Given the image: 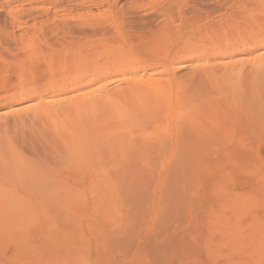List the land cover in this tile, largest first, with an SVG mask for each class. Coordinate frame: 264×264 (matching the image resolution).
<instances>
[{
	"label": "bare ground",
	"instance_id": "1",
	"mask_svg": "<svg viewBox=\"0 0 264 264\" xmlns=\"http://www.w3.org/2000/svg\"><path fill=\"white\" fill-rule=\"evenodd\" d=\"M204 1L207 2L208 0ZM187 2L190 4V1ZM188 3L186 5H189ZM181 4V0H166L163 7H153L152 14L139 17L138 24L147 25V27L151 25L154 29L147 31L149 36H145L147 37L145 38L146 46L137 54L130 53V43L121 36L116 25V19H112L113 17L110 16L112 20L108 25L109 28L105 29H108L107 32L109 33L106 32L107 34L101 37L97 36L99 33L96 28L103 27L108 21L105 20L101 23L99 19L102 17L97 18L91 15L92 17L82 21L80 26L85 29H87V26L91 27V34H96V32L98 34L90 37L93 39L98 37L101 42L114 46L115 48L112 47L113 51L118 54V57H111L104 64L87 68L85 66L87 60L84 62L85 53L80 50L82 48L69 46L70 48H67L63 53L55 55L51 59H46L47 61L41 60L42 63L39 61L41 64L35 58H31L26 62V67L28 69L37 68L42 65L44 75L48 79L39 85H32L33 83L29 84L25 80H20L16 85H10L5 91V96L1 97L4 100H15L17 102L35 100V103L25 107L26 112L32 108V112L33 110L36 111L35 114L39 121L43 122L42 127L46 128L44 131H48L44 134L47 144L53 148L59 160L69 158L67 161H71L67 164L65 160L66 165L61 168L64 169L61 171L65 173L66 170H74L73 172L79 173V177L71 182L66 181V183L64 180L69 179L67 175H70V173L66 175L58 170V172L44 174L41 169H35L30 165L28 166L33 169L28 168L25 164L26 159L22 160L20 157L23 150L19 153L18 149L13 147V142V145L10 142V144H5V147L2 145L3 150L0 148V162L7 161L8 163L7 166L0 163V195L20 194L23 201L29 202L26 205L17 201L20 206L13 202L16 205L11 207V211L15 206L23 208L22 210L24 208L31 209L32 207L35 211L39 207L41 209L43 206H40L41 204L36 201L38 199L34 200L35 197L33 196L34 192L38 190L35 183L39 184L40 182L41 184L45 182L48 187L53 186L55 191L64 192V194L65 192L69 194L70 192H82L81 194L89 193L92 195L94 197L93 205L90 206L92 202L89 204L92 208L88 207L90 215L87 212L86 216H89V220L92 221L86 225L89 226L90 234L86 232L87 235L83 230H79V228L83 229L81 228L83 225L80 227L81 220L78 217L76 220H80V223L77 221L79 225L76 224V221L73 222V225L76 224L77 226V228H74L76 229L74 237L77 239L78 233L79 238L83 239L80 240L81 245H78V250L77 247H74L77 250L76 258L79 259L81 264H99L102 257L101 251L103 252L106 248L116 249L126 242L128 235L123 231H119V229L111 230V227H115L118 222L116 215L118 207L121 206L125 207L126 218L124 223L128 224L129 227L138 230L147 225V222L143 221V216H136L139 209L142 215L145 212L148 214L150 228L155 232L157 231V235L158 232L162 233L161 235L168 234V237L164 240H162V236L160 242L155 240L157 237L153 238L155 242L140 248L136 257L132 256L133 260L131 259V262L125 264H204V260L213 262L212 260L216 256H224L225 264H264V215L260 217L257 215L259 211L264 214V175H260L262 178L258 182L256 181L257 185L255 184L256 187H253V191L237 196L238 194L231 195L228 192L229 190H226L227 187L229 188L227 184L230 183L229 181L233 177L230 178L227 173L222 175L224 174H221L223 169L220 170L223 161L220 159L221 156L224 161L231 162L233 168L241 174L242 172L250 174L248 171L254 172L259 168H255L257 162L254 163V159L251 160L253 164V166L250 165L251 168L243 166L242 164L247 158L239 156L240 154L237 155V153L233 155L230 152L231 148L249 150L253 145L255 146L259 141V132L264 129V127L263 129L260 127L262 126L260 125L261 120L258 121L250 110L246 111L247 108L244 111L239 108L241 113L237 114L238 111L233 110L235 106L232 105L231 100H227L229 104L223 106L213 100V97L211 99L206 98L205 95L197 91L196 88H200L199 85L195 88L189 85L192 89L184 88L179 84L181 82L178 83L173 76L174 70H176L175 67L194 57H199L200 53V57L204 53H207V55L210 53L214 58L217 56L218 59L220 57L222 59L230 58L231 60L232 55L240 53L246 46H255L256 48L260 45L264 46V32L259 30L260 27H257L258 35H246L247 38L245 37L246 39L243 40L244 42L241 41L242 43L237 38L238 40L235 43L231 42L232 44L227 41L226 43L217 42L213 35L208 38L206 47H204L201 40L199 42L202 44H198H201L203 49H199L200 45L195 48L197 45L192 44L194 42L191 41L192 39L189 36L193 27L192 19L195 15L193 10L198 14L200 10L196 11L197 8L203 9L207 5L200 1L198 5L193 6L195 8L192 7L193 10L190 11L188 7L186 11L185 9L182 11L181 7L183 5L181 6ZM194 4L196 3L194 2ZM225 4L228 5V2ZM108 5L110 6V4ZM207 9L211 10V8ZM207 9L205 8V10ZM258 16L257 20H259ZM263 25L261 24V26ZM253 26V29L256 30L257 25L253 24ZM15 27L16 29L20 28L17 25ZM216 27L217 25L213 26L212 24L208 32L209 30L211 33L215 32ZM88 29L87 32H90V29ZM69 30H71V27ZM87 32L86 34H89ZM203 33L204 31L202 36L207 34L205 32L203 35ZM167 41L171 47L170 49L174 48V50L170 56L167 54L169 57L168 63L156 65L153 63V58L148 54L151 49L159 47ZM239 46L242 47L240 51L238 50ZM24 49L26 52L36 53L33 47L27 46ZM236 50L239 52L236 53ZM22 51L24 52V50ZM124 52L130 54L122 56ZM102 53H105V51H102ZM263 58L253 57L250 62L252 65L259 64L264 61ZM111 59L115 60L111 62ZM227 63L228 61L221 64L231 66L232 69L234 63H230V65ZM83 64H85L84 68ZM109 79H115L120 85L112 92L107 90L112 82H108ZM201 80H199L200 85ZM98 84L101 85L93 90L86 91L94 85L98 86ZM200 90H203V88ZM1 94L3 95V93ZM217 99L219 100V97ZM61 104H64L65 108L62 107L59 111L60 109H57V106L61 107ZM262 124H264V121H262ZM259 127L261 130L258 129ZM101 147H104L106 151H101ZM165 162L170 167L167 171L165 170L166 174L163 178L160 177L162 179L159 181L156 167L158 164ZM227 162H224L223 165ZM227 165L229 164L227 163ZM165 166L166 164H164ZM34 172L37 173L38 177L44 174L45 179H41L42 181H40V177L36 179L37 176H34ZM230 172L234 174L232 170ZM22 175L25 176V179L21 177ZM62 175H66L67 178L62 179ZM143 178L158 180L155 183L158 190L154 191L149 205H145L141 210V206L137 208L126 197L135 195L136 191L133 185L136 180ZM27 179L33 181L30 183H32V186L35 185L37 190L34 191L32 189L35 188L29 187L30 183ZM81 180H87L92 184L80 186L79 182H82ZM126 181H128V185L125 184ZM30 189L33 191L31 194H29V192H32ZM42 192L40 193L42 194ZM84 195L81 196L84 197ZM75 199H78V197ZM13 203L5 202L4 198L2 201L0 200V211L3 209V213L7 214L6 217L8 216L7 212H10L7 208L8 206L10 208ZM81 204L83 202L79 206ZM76 206L75 208L79 207L78 203ZM78 209L82 210V206ZM41 213L43 212L41 211ZM43 215L41 214V216ZM82 215L85 217L84 213ZM185 215H189V218L186 225L181 228L182 224L180 226V223ZM48 217L45 216V218ZM52 218H54V221ZM75 218L69 219L74 221ZM56 222L54 216L47 219V223L45 222L47 234L45 233V236L51 237V231L56 230ZM179 227L181 229L178 232ZM59 228L61 229V226ZM64 231H60L61 234L58 235V238L60 235L64 236V240L62 237V239L59 238L61 240L58 242L68 241L69 244L71 241L70 243L74 244V238L70 240L73 236L70 233L72 234L73 231L69 233L71 238L67 234L69 231L66 233ZM53 232L52 236L54 234V238H56L55 235L57 236L58 233ZM82 232V235L85 233L84 236L80 234ZM58 238H56V241ZM47 241L49 239L45 240V243ZM76 241L78 242V240ZM43 242L42 244H44ZM16 243H18V247H21L18 241ZM65 243L67 244V242ZM18 247L17 252L20 253ZM35 248L38 250V247ZM74 249L71 248V251L74 252ZM57 251L54 250L50 253V255L52 254L51 257ZM17 252L16 257L18 256ZM57 256L55 258H58ZM16 257L14 256V258ZM43 259L47 258L40 257V260L35 261L34 264H43ZM73 259L76 260L74 256ZM101 259L103 260V258ZM70 261V258L61 259L60 257V259L54 261L53 259L46 260V264H71ZM121 262L123 261L121 260ZM121 262L119 264H124Z\"/></svg>",
	"mask_w": 264,
	"mask_h": 264
},
{
	"label": "rangeland",
	"instance_id": "2",
	"mask_svg": "<svg viewBox=\"0 0 264 264\" xmlns=\"http://www.w3.org/2000/svg\"><path fill=\"white\" fill-rule=\"evenodd\" d=\"M165 1L166 0H0V56H1L0 58V67H1L0 68V93H3V95L2 94L0 95V148L3 150L4 149L3 146L5 147V144L7 143L10 144L11 142V145L14 144L13 147L15 149H18L17 151L19 153L21 150H23V152L21 151L22 154L20 153L21 155L20 157L22 160L26 159L25 161L28 163H26L25 161L24 162L28 168L33 167L35 169H41L44 174L45 173L50 174L55 171L58 172V170L59 172L61 170H64L61 168L64 167V165H66L65 160L67 161V159L69 160V158L65 160L64 159L59 160V157L57 156L56 152L53 150V148L50 145L47 144L46 136L44 134L48 133V131L47 132L44 131V129L46 128L42 127L43 122L40 120L42 124L40 123L39 118L35 114L36 111L33 110L32 112L33 108L31 110H27V112L25 110V107L29 104L35 103V100L33 99L29 101H26V100L19 101L18 100L19 102H17L15 100L14 101L4 100L1 97L5 96V91H7V88L10 85L12 84L16 85L20 80H25L29 84L33 83L32 85H35V84L39 85L45 82L46 79H48L44 75V72L42 70V65L41 66L39 65V67L36 66L37 68L28 69L26 67L27 65L26 62L31 58L32 59L35 58V60H38V63L39 61L42 63L41 60L47 61L46 59H49V58L51 59L55 55H59L60 53H63L67 48L74 47V46H79V48H82L80 50H82L85 53L84 62L86 60L87 62H85L86 65L85 64L82 65L83 68H84V65L87 68L88 67L90 68V66L91 67L99 66L101 64H104L106 60H108L111 57H115V56L118 57V54L113 51L114 49L112 47L114 46H111L108 43L107 45L104 42H101L100 38L98 37L97 39L96 38L93 39L92 37H90L93 35H97L98 33L99 34L97 36L102 37L103 35H106L107 33H109L107 32L108 29L107 30L105 29L109 28L108 25L110 24L112 19H116V25L118 29L120 30V34L123 37V39H127L129 41L130 46H131L129 49L130 53H133V54L140 53V51H142L143 48L146 46L145 38L149 36V32L147 31L150 29L153 30L154 27L151 25H148L149 27H147V25L142 26L141 24H138L137 22L140 19L139 17H144V16H148V14H152L151 11L153 7H157V8L163 7V5L165 4ZM187 1H190V4ZM187 1L181 0L182 2L181 6L183 5L181 7L182 11H184V9L186 11L188 7L190 8L189 9L190 11L193 10V8H195L193 6L198 5L200 1H202L203 4L205 3L204 5H207L206 7H203V9H198V8L197 10L195 9L196 11L200 10L198 14H196L197 12H194L193 10V14L195 13V15L193 16L194 19H192L193 27L191 28L192 32L190 31L189 36L192 39L191 41L194 42L192 44L197 45L195 46V48H197L198 45H200L199 49H203V46L201 45L202 43L199 42L201 40L203 42L204 47H206L207 46L206 44H208L207 43L208 38L212 37L213 35H214L213 38H215L217 42L226 43L227 41L228 43L232 44V43H235V41L238 39H239L238 41L244 42L247 36L258 35L259 31L257 30V27H260L259 30L264 32V25H263L264 23V0H261L262 2L260 0H254V1L253 0H243V1L242 0H219V1L211 0V2L210 0H208L210 4L215 3L211 5L209 4L208 1L207 3L204 0H187ZM186 2L189 5H186L187 4ZM194 2L196 4H194ZM227 2H228V5L225 4ZM108 4H110V6ZM205 8L206 9L211 8V10L213 11L209 12L211 10L210 9L205 10ZM91 15L97 18L102 17L101 18L102 20L99 19L101 23L104 22L105 20L108 21L106 25H104L103 27L96 28L98 32V33L96 32V34H91L92 30H91V27L89 26H87V29L89 28L90 32L88 31L89 34H86L87 29L80 26L82 21L88 19L89 17L91 18L92 17ZM258 15L261 16V19H260V16ZM110 16L113 18L110 19L111 18ZM257 16L259 20H257ZM253 19L257 20L258 22L255 20L253 21ZM259 23H261L263 26H261V24L259 25ZM212 24L213 26L217 25L218 27V28L216 27L215 29L216 33L214 31L211 33L210 30L208 32V29L212 26ZM253 24L257 25L256 30L253 29L254 28V26L252 27ZM16 25L19 26L20 28L16 29L15 27ZM70 27H71V30H69ZM203 31H204L203 35L205 34V32L207 33L204 36H202ZM198 43H201V44H198ZM27 46L33 47L34 52L36 53L26 52L24 48ZM170 48L171 47L169 45V42L167 41L163 43V45H160L159 47H155L151 49L148 56L153 58V61H154L153 63H155L156 65H164L165 63H168V59H169L168 56H170L174 50V48L172 49ZM244 49L242 50V47L239 46L238 50L239 51L242 50V51H240V53H237L238 50H236L237 54L232 55L231 60L230 58L222 59L220 57L218 59L217 56H215L214 58V56L210 55V53L208 54L210 57L207 55V53H204L205 55L203 54L204 57L202 58L203 55L200 57L201 55L200 53L199 57L197 58L194 57L191 60H187L183 62L182 64H179L180 66H177L178 68L175 67L176 70H174L175 73L173 71L174 73L173 76L178 83L181 82L179 84L184 88L188 89V88H191V86H194L192 88H195L199 85L200 88L197 87L196 88L197 91L205 95V97L208 99H211L213 97L212 99L217 101L218 104H221L223 106H225L226 104L227 106L229 104L228 103L229 101L227 100H231L232 105L235 106L233 110H235L236 112L238 111L237 114L241 113L240 109L244 111L247 108L248 110L246 111L250 110L255 115V117L258 119V121L261 120L260 121L261 123L260 122L259 123L260 125H262L260 127H262L263 129L264 124H262V121H264V61L262 63L260 62L259 64L257 63V64L252 65L250 62V59H253V57H258V58L264 57V46L260 45L257 48L255 46H251V47L246 46V48ZM22 50H24V52ZM102 51H105V53H102ZM128 53L129 52H126V53L124 52L122 56H125V55L127 56ZM112 60H115V59H111V62H113ZM220 61L225 62V63L228 61L229 65L230 63L231 64L234 63L233 64L234 67L232 66V69H231V66H227V65L224 66L221 64L222 62ZM27 70L30 72H28ZM51 75L53 74L51 73ZM199 80L202 81V82L200 81L201 85L199 84ZM109 81H112V82L107 87V90L111 92L115 88H118L120 86L119 83L115 79H109L108 82ZM100 85L99 84L98 86L94 85L93 87L88 88L89 90L87 89L86 91L93 90L99 87ZM189 85L191 86L189 87ZM201 88H203V90H200ZM205 90H206V93H205ZM225 96H228V97H225ZM217 97H219V100L217 99ZM221 102L224 104H222ZM60 106L61 107L57 106V109H60L59 111H61L62 107L65 108L64 104H61ZM260 127L258 128L259 130H261ZM258 138H259V141L258 142L256 141L257 143L255 142L256 143L255 146L253 145L249 149L250 151L248 149H242V148H238V149L231 148V152L229 151L230 153H233V155L234 153L235 154L237 153V155L240 154L239 156H243L247 158L248 161H246L247 159L244 160L242 165L245 167L249 166L248 168H251L250 167V165L252 164L251 160L254 159L253 162L255 161L254 163L256 162L258 163V164L257 163L255 164L256 165L255 168L257 169V167H259L257 170L254 169L255 170V171L253 170L254 172L248 171V173L250 174L243 173V172L241 174V172L239 173V171L238 172L236 171L237 169L233 168L231 162L224 161L222 156L220 158L221 161L223 160L222 161L223 168L221 167L220 170L221 169L224 170V171L221 170V174L224 173L222 175H225L227 173L229 174L230 178L233 177L231 178L232 181L231 180L229 181L230 182L228 183L229 185L227 184L229 188L228 187H227L228 189L226 188L227 191L229 190L228 192H230L231 195H234L235 193V195L238 194L237 196H240V195H243L244 193L245 194L250 193L251 190L252 191L254 190L260 178H262V176L260 175H264V129L262 130V132H259ZM227 150H229V148H227ZM101 151L105 152L106 149L104 147H101ZM248 151L251 153H249ZM2 162L4 164L1 162L0 163L3 166L5 165L7 166L8 164L7 161L5 162L2 161ZM224 162H227L229 165H227V163L223 165ZM68 163H71V161H67V164ZM14 164H17V163H14ZM164 164H166L165 166L166 168L164 167ZM167 164L168 163L165 162L162 164H158L156 167V170H158L157 171L158 177L157 175L156 177L158 178L159 181L166 174L165 170L167 171V169L170 167V165L168 164L167 166ZM251 166H253V164ZM231 170L234 172V174H231L230 172ZM73 171L66 170L65 173L61 171L62 173L66 175L67 173H70V175L69 174L67 175V177L69 178L68 180L66 179L67 178L66 175L61 176L63 177L62 179H64L65 177L66 180H64V182L66 181L71 182L74 179L76 180L79 177L78 175L79 173L73 172ZM43 175L41 176L42 178L39 176L40 181L45 179V176ZM34 176L36 177L37 173H35ZM21 177L25 179V176L22 175ZM39 177L37 176L36 179H39ZM28 180L29 179H27V181ZM158 180H153L149 178H143V179L136 180V183L133 185V188H135V191H136L135 195L127 196L126 198L132 201L137 206V208L138 206L139 207L141 206V210H143L145 205H149L154 191L156 189L158 190V187H156L155 185V183ZM81 181L82 182H79L80 186H85L90 183L87 180H84V181L81 180ZM30 182H33V181L29 180V183ZM30 184H29V187L35 188V185H36V188L38 189V190L36 188L32 189L34 191L37 190L33 194L35 199L32 196L33 199L36 200L37 198L38 200L36 201L38 202V204L40 203L41 204L40 206H43L41 207V209L39 207L37 211H35V209H32L33 208L32 207L31 209L24 208L25 210L24 212V210H22L23 208L18 207V206H15L14 209L12 208V211H11V207H14V205L16 204L19 205L17 201H20L26 205L29 202L23 201L20 194H13V195L1 194L0 195L1 201L4 198L5 202L16 203V204L13 203L10 206V208L8 206L7 209L10 210V212L9 211L7 212L9 217L8 216L6 217L7 214L3 213L4 212L3 209L0 211V264H15V263L16 264H23V263L32 264V262L34 264L35 261L40 260V257L47 258V259H43L42 261L43 264H46V260L48 261V260L53 259L54 261V260L60 259V257L61 259L63 258L65 259V257L70 258L71 264H76V263L81 264L79 259L76 258V251L79 249L78 245H81L80 240H83V239H81V237L79 238L78 233H77V239L74 237L76 234V229L74 228L75 227L77 228L76 224L81 220L80 227L83 225L81 227L83 229L79 228V230L81 231L83 230L85 233L86 232L89 233V226L87 227L86 225L91 220H89L90 219L89 216L88 217L86 216L88 213H89L88 215H90L89 211L92 208V207L90 208V206L93 205L94 197L90 195L89 193H84L85 195L81 194L82 192H76V193L70 192V194L72 195H70L68 192H65V194L64 192H57L54 190L53 186L48 187L47 183L45 182L44 184L43 182L42 184L41 182L39 184L35 183V185L33 186H32V183ZM125 184L128 185V181H126ZM38 186L42 190L41 189L39 190ZM45 189H48V190L46 191ZM32 190L30 189V191ZM40 192H42V194ZM137 192L139 193L136 196ZM31 193H33V191L29 192V194ZM66 193L69 195H67ZM75 194H77L78 196ZM80 194L84 195V197H82ZM86 194H89V195L87 196ZM75 196L78 197L80 201H78V199H75L76 198ZM82 199L83 201H81ZM81 202H83V204H81L82 210H79L78 208L81 207L79 206ZM77 203L79 207L75 208ZM88 207L90 209H88ZM39 210H41L43 213H41V211ZM83 213L86 218L83 217L82 215ZM41 214L42 215L44 214L46 217L49 216L50 218L54 216L55 222L57 221L56 222L57 226L55 223L56 230L54 229L55 230V231L53 230L54 232L51 231V237L48 235L45 236L47 234L45 222L47 223V219L49 217L45 218V216L44 215L41 216ZM47 214H50V215H47ZM147 215L148 214H146V212L144 215H142L138 209V213L136 216L138 217L143 216V221L145 220L147 222V225H144L143 227L144 229L142 228V229L136 230L133 227H129L128 224L124 223V219L126 218L125 207H122V206L118 207V213L116 215L118 222L115 227H111V230L119 229V231H123L126 235H128V239L126 240L124 244H121L122 246L120 245L116 249L106 248L103 252L101 251L102 253L101 258H103L105 262L100 258L99 264H102V263L109 264V262L110 264L112 263L119 264L121 260L123 261L121 263H124V264L126 262L129 263L131 259L133 260L132 256L136 257L140 248L146 247L150 245L149 243L152 244L153 242H155L154 239L156 237L157 239L155 240L156 241L158 240V242L168 237L167 233L166 235L163 233L165 235L164 236V235H161L162 233L160 234V232H158V235H157V231L155 232L154 230H152V228H150V225H149L150 221L148 220ZM257 215H259L260 217V216H263L264 214L262 213V211L261 212L259 211ZM77 217L80 220H76ZM69 218L71 219L75 218V220L72 221ZM188 218H189V215H185V218H184L185 221L183 219L180 223V226L182 224L181 228L186 225V221ZM53 219L54 218H52V220ZM75 221H76V224H74L75 225L74 226L73 222ZM69 222L70 223L72 222V223L70 224ZM66 223H67V226H66ZM79 223L77 225H79ZM60 226H61V229L59 228ZM85 228L87 231L85 230ZM181 228L179 227L177 231L179 232ZM59 230L61 232L65 230L64 231L65 233L69 231L67 232L68 237H69V233L73 231L74 233L73 232L72 234L70 233V235H73L72 238L71 236L69 238H71L70 240L74 238L73 239L74 242L72 241L74 244L70 243L71 241L69 242V244H68V241H65L67 242V244L65 242L62 243V241L61 243L58 242L59 240L62 239V237L64 240V236L62 235H60L59 237L61 239L58 238V235L61 234ZM52 232L55 234L58 233L57 236L55 235V237L58 238L57 241H56V238H54V234L52 236ZM80 234L82 235L83 232ZM154 234L157 236H155ZM161 237H162V240H161ZM53 238L55 241L53 240ZM43 239H44V242H43ZM48 239L49 241L46 242L48 244L47 246V244L45 243V240H48ZM75 240H78L79 243L77 241L75 242ZM17 241L20 243L21 247H18L19 245L18 243H16ZM50 241L51 243L53 241V243L49 244ZM42 242L45 245L42 244ZM143 244L144 245L146 244V245L144 246ZM17 247L20 253L17 252ZM35 247H38V250ZM74 247H77V250L74 249ZM71 248L72 250L74 249V252L71 251ZM52 249L53 251L55 250V252L57 251V249L58 251L57 253L54 252L55 254H53V256L51 257L52 254L50 255V253L53 252L51 251ZM20 250H22L23 252ZM60 250L61 252H59ZM107 251L108 253H106ZM16 252L18 253V256H17L18 258L16 257ZM56 255H58L57 256L58 258H55ZM14 256L16 258H14ZM73 256L76 259L75 261L73 259ZM127 256H130L128 257L130 259H128ZM223 257L224 256H216L213 260L211 259L213 262H209V260L208 261L204 260L205 262L204 261L203 262L204 264H225V258Z\"/></svg>",
	"mask_w": 264,
	"mask_h": 264
}]
</instances>
